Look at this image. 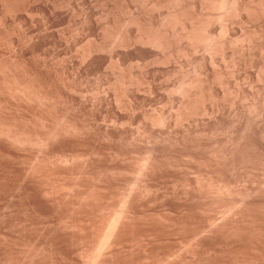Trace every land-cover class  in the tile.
Wrapping results in <instances>:
<instances>
[{"label":"bare ground","instance_id":"1","mask_svg":"<svg viewBox=\"0 0 264 264\" xmlns=\"http://www.w3.org/2000/svg\"><path fill=\"white\" fill-rule=\"evenodd\" d=\"M98 8L100 11L97 10ZM63 25L71 27V30H74L72 26H75L77 28L76 34L72 33V37L66 39L67 37L65 38V36L67 32L65 31L66 28H64L66 26L62 28L61 26ZM57 27H59V29L61 27V30L64 29V33L66 32L64 34L65 36L61 30L60 32L62 34L60 32L59 34L57 33L59 30ZM55 28L58 29L57 32L54 31ZM84 38L88 39V43L86 42L87 44L83 45L85 47L81 46L85 49L80 50L79 48L81 47L79 46L78 48L77 46L76 48H78V50H75L78 52L76 51L74 54L77 58L78 55L80 56V52L83 51L86 60L84 59V62H75V59L70 57L72 61L74 60V62H70L68 60L70 58L67 57V59L66 55L72 50L70 52L67 51L70 50L71 47L83 42ZM228 47H230L229 50H227ZM238 47H240V49H237ZM110 51L114 53L112 54L117 62V65L114 63V66L109 64L110 70L111 66H116V68L112 70H116L117 73L113 71L115 76H111V78L113 77L115 80L114 83H116L114 85L111 82V84L116 86L117 93L113 87L114 94L112 96L110 95V97L108 93L107 97V92L106 94L104 93V91H106L105 88L103 87V90L100 88L107 97H104L106 98L105 101H103L104 95H102L101 97L103 99L101 103L98 101L101 99L100 97L98 100L96 99L98 101L96 102L99 104L95 105L96 102L94 100L93 105L95 106H92V104L88 105V93H86L87 96L84 95L83 90L82 97H86V102L80 96L82 93L80 94L79 92L84 79L89 76V71H87V69L93 67L95 70L100 71V75L98 74L99 76L103 75L102 73L106 71L103 70V68L108 59L106 56L107 59L105 60L104 53L109 52L110 54L108 55L112 56ZM200 52H202V54H199ZM77 53L79 54L77 55ZM81 55L83 56L82 53ZM219 55L226 61H228V58L230 59L228 63H231L234 72L239 66L240 70L244 69V79L242 80L244 86L245 83H247L246 80H249V82L252 80L254 81L252 84L258 86V88L254 87L257 88L256 92H254L253 90L255 89H252V84L249 83L251 86L250 90H252L250 92H254L250 93L254 96L252 98L250 97L252 95H249V91L246 93V90L249 88L248 86L243 87L246 90H240L239 84H236L240 91L249 95L250 99L247 95H245V99H247L246 97H248L250 101L253 99V101H251L252 104L247 99L246 102L251 104H249V107L245 105L247 103L244 104L245 99H241L242 94L240 91L238 92L236 90L240 96L238 99H241L239 101L240 104L237 106V102H229V105L232 104L231 110L226 112V110L230 108L227 106L225 107L228 109H224V102L229 99L227 97L229 95L228 89H230L228 84L232 83L231 79L236 77L235 75L237 72L236 74L233 73L234 76L231 73L233 78L230 77L228 74L230 71L232 72V70L228 63V65L225 63L222 67L225 66V69H227L228 67L226 68V66H229L230 69L228 70L230 71L227 72L226 70L225 74L220 72L223 70L221 65H216L222 62V60L218 62L220 60L217 59ZM84 57H82V60ZM114 57H112V61ZM175 57L182 58L183 61L184 59H186V61L190 59L189 61L194 64V67L192 65L193 74L191 75V68H189L190 72L189 70L188 72L190 74L186 72L189 76L186 79L184 78L185 80H182L183 82L175 76L176 74H174L173 71L175 76H173L174 79H178L181 82V85L178 84V87L174 89L176 92L172 89L177 85H173V88L170 87L171 91H167V88L164 89L165 91L162 90L163 94L166 91L172 96H177L176 94H178V97L171 96L174 102L178 103H176L178 106L174 104L177 107L176 113L173 114L175 119L171 120L173 119L171 118L173 115L170 114H168L167 117H164L166 116L164 114V116H160V112L162 110L165 112L167 107L170 106V104L167 106L166 103V105H164L165 101L163 104L160 103V105H162L161 108L164 106L167 107L166 109L165 107L164 109H160L159 107V113L156 112L158 111L157 109L155 110L156 107H150L154 108L156 114L159 116L154 114L155 112L153 113L154 115L151 114L152 116L144 115V112L142 113L144 115L142 117L143 124L148 131L150 130L149 133L152 134L148 136L146 130L145 133H147L146 138H148V141H150L149 139H163L164 142L168 143L170 139H175V141L172 142L171 140V144L169 143L166 146H159L160 142H158V140H156V143H159L158 145L150 141V143L153 144L151 147L150 145L144 146V142L143 146L146 147L145 149L147 151L144 149L143 151L145 152L141 155L138 152L139 148L142 149V147H140V140L138 141L139 144L136 141L144 134V131H139L140 129L137 130L138 126L136 125L137 129L135 128V130L137 132L139 131L140 136L138 134L139 137L136 136L137 138L133 136L131 130H134V128H132L134 125L131 127L130 122L135 121L136 118L134 114L136 112H134V114L132 113L133 115L127 114V112L124 113L122 110L123 106L129 107L132 101L137 102V98H140L138 97V91L136 92V87L140 85V80L142 81L144 78L143 76L141 79L139 75L142 76L145 70H149L147 67L150 66H147V61L148 65L152 63L151 61H153V64L159 62V67L162 68L161 64L172 61L173 58L175 60ZM216 59L218 61L215 64L214 61ZM224 59L223 63L226 62ZM138 61L140 63H138ZM177 61L181 62L180 65L183 63L180 59ZM85 62H87L85 65V67L88 66L87 69L81 67V64ZM143 62H146V64L144 65ZM110 63L113 64L112 62ZM176 63L178 64V62ZM185 63L182 65L186 67L187 64ZM171 64H169L170 67L172 66ZM188 64L190 65V62ZM236 64L239 66L236 67ZM109 65L106 66L109 67ZM132 65H137L136 67H142V65H144L143 71H141L143 73L140 72L141 69L138 71L137 69H133V67L131 68ZM108 67H106L107 70L109 69ZM151 67L150 69L152 70ZM153 67L156 68V66ZM250 67L252 70L249 69ZM182 69V71H186L185 68ZM178 70H180V67ZM240 70L238 80L240 76H242ZM108 71L106 72L109 73ZM162 71L164 72V70ZM155 72H158V70L152 73L155 74ZM178 73L181 72L178 71ZM186 73L185 76H187ZM169 74L172 75L170 72ZM104 75L102 77H109L111 74ZM95 76L92 75V77ZM138 76L140 78H138ZM162 76H164V79L167 78L164 74ZM168 77L171 78V76ZM156 78V74L154 76L151 73V80L147 77L150 84L151 82L153 83ZM172 78L170 82L173 81ZM89 79L86 81L93 85L92 81H89ZM91 79L97 81L96 79ZM108 79L109 78L106 80ZM168 79L169 78L166 80L168 81ZM103 81L101 80L102 84L105 85L104 83L107 81H104V83ZM101 82L97 83L101 84ZM159 82L163 83L162 80ZM111 84L109 86H111ZM165 84L169 83L165 82ZM87 85L89 86L88 83ZM87 85L85 87H87ZM142 85H144L143 82L140 86ZM145 85L149 87V96L154 95L151 91L153 89L151 88L152 86L150 87L149 83ZM99 86L100 85H96L97 88ZM109 86H107L106 89ZM140 86L138 90L142 89ZM240 86L242 87V85ZM144 87L145 88L142 89L143 91L146 90V86ZM233 87H231L229 91L234 94L233 96L235 99H231L236 101L238 100L236 98L238 93L232 91ZM160 88L158 90H160ZM84 89H88V87ZM113 89H109L108 92L111 90L113 91ZM148 90L146 91L148 92ZM96 93L95 91L93 94ZM139 93H141V91ZM157 93H155V97ZM93 94L90 93L88 97H90V95L92 97ZM98 94L99 92L97 95ZM235 94H237L236 97ZM97 95H95L96 98L98 97ZM126 96H129L130 100L127 98L129 101L132 100L131 103L128 100L126 101L129 102V105H123ZM146 96L145 98H147ZM169 97H167L168 102L171 99ZM151 98L146 100L153 101ZM163 99L162 96L161 100ZM242 100L244 101L242 105L244 104L247 107L244 105V107H242ZM140 101L142 100L140 99ZM155 101L156 99L153 102ZM91 102L93 101L91 100L90 103ZM174 102L172 101V103ZM144 103L146 104L147 101ZM151 103L152 102H150V104ZM148 106L147 109H149ZM172 106L173 105H171V107ZM174 107L172 108L174 109ZM134 108L133 110L135 111ZM147 109H145V112ZM136 110L137 113L140 112L137 107ZM171 111L169 113H171ZM127 121H130L128 122L130 125L127 124ZM142 121H140L141 124L138 123L139 126L142 125ZM128 126H130L131 129H129L130 127ZM144 126L141 127L144 128ZM136 131L134 132L136 133ZM141 132H143L142 135ZM72 139H75L76 146L73 145V147H70L72 146L70 145L68 147L64 144V141H73ZM88 139L93 140L92 144L94 145V150L91 153L89 152L90 154L85 157L87 152L85 149L88 147L85 148L83 144L85 142L87 143ZM165 139L169 140L165 141ZM234 139L238 140L235 141ZM247 139L254 141L250 142ZM90 141H88V144H90ZM253 142L258 144L259 147H264V0H0V201H6L7 205L11 206V212H9V214L3 211L6 215L8 214V220L5 218L6 220L0 224V264H135L136 258L139 262V259L142 258L143 260L145 258L150 259V257H157V255L160 257L162 253L164 254L168 246H172L170 245L171 242L173 241L174 243L173 234L180 235L181 237L182 235L185 236L184 234L197 235L196 237L200 235L203 228H205V226L202 227V222L205 223L206 221L204 219L205 221L201 222L204 217L203 211L207 208L204 204H208L210 207L214 206V204L217 206L224 197L229 195H231V199L236 197L232 196L235 191L230 194L231 190L237 189H230L231 186L234 185V181H232L233 183L229 182L232 184L230 186L227 185V182L226 185L222 183L225 181L224 179L221 181L220 178H217V180L221 181L222 185L220 182L217 183L216 176L218 177L220 174L217 175L216 172L214 176L213 173L216 169H214V167L219 163L223 164L222 162H225V160L226 163L230 162L231 160L229 158L232 157L239 147L247 149V145H249V143L252 145L251 143ZM114 143H118L119 145L126 143V147H124L123 144V146L120 145L125 151L111 152V150L115 151V148H117L116 146L113 149ZM243 144L246 145L245 148ZM250 145L248 148L253 153L255 151L257 153L260 152V150L257 151L258 149L262 150V148L257 149V146L254 145L251 146H254V149H252ZM111 146L112 149H110ZM189 147L195 150L189 151ZM255 148L257 150H255ZM243 149L242 151H246ZM240 151L241 150L238 152ZM238 152L236 151V153ZM248 152L249 151L244 153V155L248 154L245 156L247 157L245 159L248 161L247 163H249V165L252 164L251 162L256 161L255 163H257L258 156L255 157L254 161L252 160V156L254 154L257 155V153L253 155L251 153V156ZM138 153L142 157H140ZM200 153L203 154V156H201ZM242 154L239 156L242 157ZM260 154L262 156L261 158H263L264 153L260 152ZM198 155L203 157L204 160L199 161L200 164L189 159L190 157L195 159V156L197 159ZM236 155L237 154L233 156ZM186 157L189 158L187 159ZM241 157L238 159L245 158L244 156ZM199 158L197 160H199ZM248 158L252 161L249 162V160H247ZM235 159L239 162L237 157H235L234 159L232 158L234 163H236ZM246 161L244 163H246ZM263 161L262 163H264ZM244 163L242 162L241 164ZM247 163V166L244 164L246 167H248ZM221 164L218 166H221ZM231 164L226 166L229 167ZM238 164H240V162ZM241 164V169L245 168L244 165ZM252 165L257 168L255 164ZM262 165L261 166L264 167V164ZM192 168H197L198 170H196L198 172L196 170H191L194 171V173H190V169ZM238 168L237 170H239V172L234 170L240 173V168ZM249 168L250 166L247 168L249 175L254 177V173L258 172V170L256 171L254 168V171L252 170L253 174H250L251 170ZM223 169L221 171H223ZM227 169L225 168L224 171ZM215 171L219 172L220 170L216 169ZM235 171L232 175H234ZM244 171L245 173L247 172L246 169H244L243 171L241 170V174H243ZM195 172L198 173V176L196 173L197 177L195 179H190L191 177L188 179L187 175H195ZM261 173L264 178V173ZM223 176L221 177L227 178L225 177L226 174L224 177ZM244 176L246 175L244 174ZM177 178H180L182 181L179 180L182 183H180ZM246 178L247 177H245V180ZM162 179H165V181L160 182L159 185L155 184V182L158 183V181ZM229 179L230 178L227 180ZM176 180L181 184V189H179L180 187L177 188L179 183L176 184ZM248 181H250V179ZM257 181L256 179V183ZM41 183H43L42 186ZM239 183L240 181L238 184ZM247 183L246 185L248 187L245 185V187H242L246 188L245 190L249 188L250 183ZM260 184L262 185L261 182ZM253 185L254 188H256L258 183L257 185ZM237 186L239 187V185ZM254 188L252 187L250 189L253 190ZM228 189H230V191ZM159 190L162 191V193H160ZM261 190H263V188H261ZM257 191L254 190V192ZM259 192H257V195L260 196V189ZM262 192L264 194V191ZM240 193L241 195L243 194L242 189ZM38 195L43 197V201L47 202L49 210L38 211V214L35 215L36 217L33 215L36 211L33 212L32 215L34 218L31 217L32 219H28V216L26 218L24 214V217L19 215L17 207L21 206L19 205L21 197L28 196L30 199L34 201L36 199L37 201ZM239 195L238 193V196ZM243 195L246 194L244 193ZM247 195H249V193ZM250 198L251 196L247 199L249 200ZM252 198L253 201L251 199V201L247 203L254 202V197ZM114 199L119 202L120 210L110 214L112 216H109V212L106 213L105 209L109 208L110 211V207L113 204L111 202H114ZM145 200L153 203L154 209L157 205L159 208L168 211L169 213H167L169 216L167 215V217L161 218V215L160 218H149L144 214L147 211L146 208H144L146 211L142 210L143 208L139 209L138 203H143V201L145 203ZM224 200H226V198H224ZM235 201L236 199L234 200L233 206L235 205L236 207ZM256 201L258 202V199ZM239 202H237V204ZM244 203L245 201H243V205L247 204ZM261 203L264 205V202ZM258 204L260 203H257L256 206ZM229 205L231 206L232 204ZM24 206H22V208ZM41 206L43 207V205ZM240 206L241 205H239V207ZM253 206L250 205L249 207L252 208ZM217 207L215 208L218 210L221 209L219 208L220 205L218 208ZM243 207L244 206H242V208ZM223 208L224 206H222V209ZM225 208L228 210L229 207L225 205ZM232 208L230 207L232 213L242 209L235 208L236 210H232ZM26 209L28 210L27 207ZM208 209L210 210L208 217L213 218L214 216H211L210 213L215 209ZM250 209L247 212L248 214L246 213L245 215V213L243 214L241 212V215L247 216L252 222L258 221V218L261 220L264 218V210L259 209L253 212ZM251 211L253 213H251ZM0 212L2 211L0 210ZM153 212H155V210ZM58 214L61 215L58 216ZM234 214L235 213H233V215ZM4 217L6 216H3V218ZM155 217L158 216L156 215ZM214 218L212 219L213 221H215ZM215 219L218 220V218ZM235 219H237V217ZM208 220L206 222H208ZM79 222H83L85 225H79ZM216 224L211 227L215 228L214 226L217 225L220 227L219 224ZM240 224L237 225L239 226ZM228 225L222 227L228 231V229L225 228ZM237 225L235 224V226ZM222 227L217 230L223 229ZM212 228H210L211 231L210 229L206 231L205 228L206 234L210 231L212 236L216 235L215 229ZM256 229L257 228H255V230ZM259 229L261 230L260 227ZM238 230L239 229H235L236 232L232 231L237 234ZM223 232L220 230V234ZM206 234L204 233V235ZM262 234L264 235V233ZM206 236L209 237V235ZM203 237L199 236L198 239L200 240L196 238L198 242H196V240L195 242L193 241V246L196 244L197 246L195 245V247L198 248L199 243H201L199 241H201ZM179 238L176 240H179ZM184 238H182V240H184ZM142 239L143 241L144 239L147 240L145 243L139 244L134 241L138 240V242H141ZM208 239H211L210 241L214 240L212 237ZM160 240L161 246L158 244ZM229 241L233 240L229 239L227 242ZM258 241L261 240L259 239ZM224 242L225 241H223V243ZM178 245L180 246V244ZM206 245L204 244V246ZM254 245L256 246V244ZM210 246L211 245H209V247ZM232 246L234 245L232 244ZM217 248L221 247L217 246ZM222 248L225 250V247L222 246ZM229 249L231 250L232 248L227 246V250ZM234 249L235 248H233V250ZM171 250L174 252L173 249ZM183 250L181 252L186 254ZM190 250H193V248H190ZM194 250L196 251V249ZM201 250L198 249L200 253H202ZM195 251L191 258L197 263L201 258L199 257V253ZM212 251L210 250L211 253ZM215 252L217 251L215 250ZM184 253L177 256L176 264H189L190 261H187L188 263L185 262L186 256H184ZM191 253L187 252L189 257ZM215 254L217 256V253ZM229 254L230 253L227 255ZM231 254L233 255L232 252ZM204 255L202 256L204 257L202 262L207 259ZM211 256L213 259L214 254ZM208 260L206 261L208 262ZM214 260L215 259H213V261ZM223 260L224 259L219 262ZM144 261L141 262L145 264L146 262ZM202 262L200 261V263ZM138 264H140V262ZM215 264H217V261H215Z\"/></svg>","mask_w":264,"mask_h":264},{"label":"rangeland","instance_id":"2","mask_svg":"<svg viewBox=\"0 0 264 264\" xmlns=\"http://www.w3.org/2000/svg\"><path fill=\"white\" fill-rule=\"evenodd\" d=\"M97 10L100 11L99 8H98ZM64 26H66V25H63V26H61V27L63 28ZM61 27H60V29H59V27H57L59 30H58L57 28H55L54 31L57 32V30H58L57 33L59 34V32H60V30H61ZM64 28H66L65 31L67 32V35H66V36L64 35V34L66 33V32L64 33V31H63L64 29L61 30V32L63 33V35L65 36V38L67 37L66 39H68V37H69V39H70V37H72L71 34H72V33L74 34L75 32H77V31H76L77 28H76L75 26H72V28H74V30H71V27H67V26L64 27ZM75 28H76V29H75ZM67 29H68V30H67ZM71 31H73V32H71ZM61 32H60V33H61ZM68 32H69V33H68ZM62 33H61V34H62ZM68 34H69V35H68ZM75 34H76V33H75ZM73 36H74V35H73ZM84 40H85V41H84ZM84 40H83V42H80V44H79V43H76V44H79V45H76V46L71 47L70 50H68L67 52H70V51L72 50L71 52L74 54V53L78 50L79 46L81 47V46H83V45H85V44L88 43V41H87L88 39L84 38ZM86 42H87V43H86ZM83 43H84V44H83ZM77 46H78V48H76ZM83 47H85V46H83ZM83 47H81V48H79V49H80V50H82V49L84 50L85 48H83ZM243 48H246V47H243ZM73 49H74V51H73ZM75 49H77V50H75ZM229 49H230V47H228L227 50H229ZM233 49H234V48H233ZM237 49H240V47H238ZM80 50H79V52H80ZM236 51H237V50H236ZM71 52L68 53V55H66V58H67V57H68V58L71 57L72 59H75V62H78V61H79V62H81V61L84 62L85 57H84V53H83V51L80 52V56L78 55L79 53H77V55L80 57V60H79V57H78V56H77V58H78V59H77V58L75 57L76 55H75V54L73 55ZM77 52H78V51H77ZM110 52H111V54L113 53L112 51H110ZM81 53L83 54V56L81 55ZM105 54H106V55H105ZM108 54H110V53H109V52H108V53L106 52V53H104V56H105V57L103 56V57L105 58V60L107 59V57H108V59H109V60H108V59L106 60V65H109V64H110V65H113V66H114V63L117 65L116 58H115L114 55H113L114 53L112 54V56H111V55L109 56ZM199 54H202V52H200ZM71 55H73V56H71ZM106 56H107V57H106ZM74 57H75V58H74ZM82 57H84L83 60H82ZM109 57H111V58H109ZM112 57H114V58H113V61L111 60ZM228 57H229V56H228ZM68 58H67V59H68ZM71 58L68 59V60H69L70 62H74V60L72 61ZM175 58H176L175 60H176V62H178V64L175 62V60H174V58H173L174 61H173V60H172V61H168V62H171V63H173V64L166 62V63H168V64L163 63V64H164V65H163V64H161V63H162V62H161L160 64L162 65V68L159 67V66H160V65H159V62H158V63L156 62L157 64L154 63V64H155V65H154V64H153V61H151L152 63H151V64L149 63L150 65H148V61H147V66H150V67L152 66L151 68H152L153 71L150 69V67H147V68H149V70H147V71L145 70V71H144V74H143L142 76L139 75V76L141 77V79H142L143 76H144L143 80H142V81L140 80V82H141L140 85L142 84V82L144 83V85H142L143 87L140 86V85H138V86L136 87V88H137L136 92L138 91V92H137V93H138V97H140V98H137V100H136L138 103H137V102H134V101H132V100H131V101H132V103H131V101H129V100H130L129 96H128V97L126 96V100H125V103H124L123 105H126V104L129 105V102H130L133 106H132L131 104H130L131 107H130V105H129V107H128V106H123V105H122V106H123V109H122V110L124 111V113L127 112V114H131V115H133L134 112L137 113L136 107H137V109L140 110V112L138 111L139 113H137V114L135 113V114H134V115H135V118H136L135 121H134V122H132V121H131V122H130V121H127V124L130 125V124L128 123V122H130V123H131V127H132V125H134V126L132 127V128H134V130L132 129L133 131L131 130V132H133V136H135V137H136V136H137V137L140 136L139 131H144L145 137H144L143 132H141V135L143 134V135H142L143 137L141 136L140 138L137 139V141L135 140L137 143H138V141L140 140V145H141L140 147H142V149L139 148L138 152H139L141 155H142V153L144 154V152L147 151V150L145 149L146 147H144V146H149V145H150V147H151V145H153V144H157V145H158V144H159L158 142H160V145H159V146H166V145L169 144V143L171 144V142H170L171 140H172V142L175 141V139H170V141H169V143H168V142H164L163 139H149L151 142H154L153 144L150 143V141H148V138H146V137H147V136H146L147 133H148V136L151 134V133H149L150 130H149V131L147 130V128L144 126L143 121H142V117H143L144 115L152 116V115L156 114V112L159 113V110H158L159 107H160V109H164V107H165V109H166V107H167L169 104H170V106L167 107V109L165 110V112H163V110L161 111V112H162V115H161V112H160V116H164V115H166V116H164V117H167L168 114L173 115V114L176 113V111H177V107H176L174 104H176L177 102L175 103V102H174V99L172 98V97H174L175 95L172 96V95L169 93V94H170V97H169V94H168L167 91H169V90L171 91V88H173V87H172L173 85H175V86L177 85V86H176L175 88H173L172 90L176 89V88L178 87V84L181 85V82H183L186 78H188V76H189V74H190V73H189L190 70H191V75H192V74H193V72H192V71H193L192 65H193V67H194V64H193L191 61H189L190 59L188 60V61L190 62V65H189V64H188L189 62L186 61V59H184V61H183L182 58H177V57H175ZM225 58H227V57H225ZM76 59H77V60H76ZM179 59H180L183 63L186 62L185 64H187L188 66H190V67H188V66L186 65V67H185V65H184V66L182 65L183 63L181 64V65H182V68H185L186 71H182L183 69L181 68V65H180L181 62H180V61H177V60H179ZM217 59H220V60L218 61ZM217 59L215 60L216 62L214 61L215 64L217 63V61L220 62V61L222 60L221 64H219V63L216 64V65H218V66L221 65V68H222L223 70L221 69L222 71H220V69H219L220 72H222L223 74H225V73H226V70H227V72L230 71V70H228V69H230V67H231V63H230V64L228 63V61L230 60L229 58H228V61H226L224 58H221V55H219ZM223 59H224L226 62L223 63ZM85 60H86V59H85ZM110 62H112L113 64H111ZM149 62H150V61H149ZM174 62H175V63H174ZM187 62H188V63H187ZM230 62H231V61H230ZM86 63H87V62L82 63V64H81L82 66H81V65H80V66H81L83 69H87L88 66L85 67ZM107 63H108V64H107ZM134 63H135V62H134ZM138 63H140V62L138 61ZM191 63H192V64H191ZM225 63H226V64L228 63L230 67H229V66H226V68L228 67L227 69H225V66L222 67ZM143 64L145 65L146 62H145V63L143 62ZM165 64H166V68H165ZM169 64L172 65V66H171L172 69H173V67H174L173 70L171 69V67H170ZM175 64H176V65H175ZM228 64H227V65H228ZM106 65H105V67L103 68V70H106V71L109 70V71H108L109 73H107L106 71H104V73H105V75H107V74H108V75L111 74V75H109V77L106 76V77L109 78L110 80L112 79L111 81H110L109 79H108L109 81L106 80V79H107L106 77H102V76L104 75V73H102L103 75L99 76V75H100V71L95 70L93 67H89V68L87 69V71H89L90 74L88 73L89 76H87V78L84 79L83 84H81L82 86L80 87L81 89H80L79 92H80V94H81V93H82V94H81V95L79 94V95L82 97V95H83V90H84V95H86V93H88V94H87L88 96H89L90 93L93 94L95 91H96L97 93L99 92V94H100V96H99V94L97 95V93H96V94H93V95H92V97L94 96L93 99H92L91 95H90L91 98L88 97V96L86 95V96H87V101H89V102H88L89 104L87 103L88 105H91V104H92V106H95V105L101 103V100H102L104 97H106V96L108 97V93H109V96H110V95L112 96V95L114 94V93H113V92H114L113 87H114V88L116 87V86H114L116 82L114 83L115 80H114L113 77L111 78V76H115V73H113V71H115V72L117 73L116 70H112V69L116 68V66H115V67L111 66V70H110V65H109V67L106 66ZM139 65H140V64H139ZM144 65H142V67H141V66H138L139 68L136 67L137 65H134V66L132 65L131 68L133 67V69H135V70L137 69L138 71L141 69V70H140V72H141V71H143L142 69L144 68V67H143ZM157 65H158V66H157ZM167 65H168V67H167ZM174 65L177 67V69H176V67H175ZM177 65H178V66H177ZM216 65H215V66H216ZM83 66H84V67H83ZM153 66H156V68H154ZM218 66H217V67H218ZM235 66L238 67L239 65L236 64ZM106 67H108L109 69L107 70ZM140 67H141V68H140ZM158 67H159V68H158ZM163 67H164V68H163ZM179 67H180V70H178ZM239 67H240V66H239ZM239 67L236 69L235 72H234V70H232V69H234V68L231 67L232 72L230 71V73L228 74L230 77H232V75L234 76V74H236V72H237V74L235 75L236 77H234V79H231L232 83H231V84H228V87H229L230 89H228V94H229V95L227 94V95H228L227 97L230 99V101H229V99H228V101L224 102V109H225V110L228 109L227 107H230V108H229V110H226V112H228V111L231 110V105H232V104L229 105L231 102H232V103H233V102H235V103L237 102L236 105L238 106V104H240L239 101H240L241 99H245V98H244L245 95H247V96L249 97V95H252V94H250V93H254V92H256V89L258 88V86L252 84V83L254 82V81H252V80H251L250 82H249V80H246L247 83H245V86H244V83H243V81H242V80L244 79V76H243V74H244V69H243V70H242V69L240 70ZM90 68H91V69H90ZM124 68H125V67H124ZM168 68H169V69H168ZM189 68H191V69L189 70ZM219 68H220V67H219ZM145 69H146V68H145ZM154 69H155V70H154ZM156 69H157L158 72H160V73L155 72L157 78H156L154 81L152 80L153 83L151 82V84H152V85H151L150 82H148V79H150V73H151L152 75L155 76V74H153L152 72L157 71ZM159 69H161V70H159ZM166 69H167V70H166ZM249 69L252 70L251 67H250ZM90 70H91V71H90ZM103 70H102V71H103ZM131 70H132V69H131ZM150 70H151V71H150ZM162 70H164V72H163ZM170 70H171L172 72H171ZM188 70H189V72H188ZM237 70H238V71H237ZM239 70H240L241 75H242V76H240V79H241V80L239 79L240 81L238 80L239 75H240V74H239ZM253 70H254V68H253ZM96 71H97L98 73H97ZM102 71H101V72H102ZM111 71H112V72H111ZM148 71H149V72H148ZM168 71H169L170 73H172V75L169 74ZM173 71H174V74H176L175 76H176L179 80L181 79V80H180L181 82H180L178 79H174L175 76H174V74H173ZM175 71H176V72H175ZM178 71L181 72V73H178ZM223 71H225V72H223ZM254 71H255V70H254ZM91 72H92V73H91ZM165 72H166L167 74H166ZM186 72H188L189 74H187ZM106 73H107V74H106ZM112 73H113V74H112ZM141 73H143V72H141ZM182 73H183L184 75H183ZM185 73H186L187 76H185ZM231 73H232V75H231ZM233 73H234V74H233ZM95 74H96V76H95ZM98 74H99V75H98ZM146 74H147V76H146ZM148 74H149V75H148ZM159 74H161V75H159ZM163 74H164L167 78H169L168 81L166 80L167 78L164 79V76H162ZM168 74H169V75H168ZM92 75H94L95 77H92ZM105 75H104V76H105ZM179 75H180V78H179ZM191 75H190V76H191ZM90 76H91V77H90ZM98 76H99V77H98ZM136 76H137V74H136ZM139 76H138V78H140ZM158 76H159V77H158ZM168 76H171V78L174 76V77L172 78V80H173V81L175 80V81H174V82H173V81L170 82V79H171V78L168 77ZM237 76H238V77H237ZM88 77H89L90 79H89ZM96 77H97V78H96ZM147 77H148V79H147ZM181 77H182V78H181ZM242 77H243V78H242ZM91 78L96 79L97 81H95V80L93 81ZM98 78H100V79L102 78V79H101L102 81H103V80H104V81H107L106 83H107L108 85H107L106 83H104V81H103V83H104L105 85H103L102 82H101V80L98 79ZM104 78H105V79H104ZM160 78H161V79H160ZM162 78H163V79H162ZM184 78H185V79H184ZM232 78H233V77H232ZM236 78H237V79H236ZM88 79H89V81H92V84H93V85H91L90 82H87V81H86V80H88ZM146 79H147V80H146ZM98 80H100V81H98ZM145 80H146V81H145ZM150 80H151V79H150ZM150 80H149V81H150ZM157 80H158V81H157ZM161 80L163 81L164 85H163V83H160V82H159V81H161ZM177 80H178V81H177ZM182 80H183V81H182ZM233 80H235V81H233ZM236 80H237V81H236ZM244 81H245V80H244ZM95 82H96V83H95ZM97 82H99V83L101 82V84H99V83H97ZM108 82H109L110 84H111V82H112L114 85L111 84V86H109L110 84H109ZM145 82H148L149 85H150V87L152 86L151 88H153V89H152L151 91H152V93H153L154 95H150V96H149V94H148V93H150V91L148 90L149 87H147V85H145V84H148V83H145ZM154 82H155V83H154ZM156 82H157V83H156ZM165 82H166V83H169V84L171 83V84H170L171 86H170L169 84H165ZM235 82H237V83H235ZM87 83L89 84V86L87 85ZM94 83H95L97 86H98V85H100V86L103 85V86H101V87L99 86V87L97 88L96 85H95ZM242 83H243V84H242ZM249 83L252 84V87L250 86ZM156 84H157V85H156ZM232 84L234 85V87H233ZM236 84H237V85L239 84L238 86H239L240 88H239V87H238V88H239L240 90H241V89H242V90H246V89L243 88V87L248 86L249 88L247 87L248 89L246 90V93H248L247 91H249V95L246 94V93H244L243 91H240V90L237 88V85H236ZM246 84H247V85H246ZM254 84H257V83H254ZM83 85H84V86H83ZM86 85H87L89 91H88V89H84V88H87V87H85ZM112 85H113V86H112ZM149 85H148V86H149ZM159 85L161 86V88H160ZM229 85H230L231 87L234 88V90H233V88H232V91H234V93L236 92V90H237L238 92L240 91V93L242 94V95L240 94L241 97H242L241 99H238V98H240V96H239V93L236 92V93H238V96H237V94H235V97L237 96L236 98H237L238 100L234 101V99H235L234 96H233L234 94H232L233 92L230 93L231 91H229V90H231V87H230ZM235 85H236V88H235ZM240 85H242V87H241ZM107 86L110 87V88L108 87L109 89H113V91L111 90L110 92H108L109 89H108V88L106 89ZM139 86H140V88H142V89L145 88L144 86H146V90H148V92H147L145 89H144L145 91H143L142 89H141V90H138ZM158 86H159V87H158ZM164 86H165V87H164ZM83 87H84V88H83ZM92 87H93V88H92ZM103 87H104L105 90H106V91H104V93L106 94V92H107V95H106V96L103 94V91H102V90H103ZM162 87H163V88H162ZM170 87H171V88H170ZM250 87H251L252 89H253L254 87H257V88H254V89H255V90H253L254 92H250V91H252V90H250V89H251ZM91 88H92V89H91ZM100 88H101L102 90H101ZM159 88H160V90H158ZM165 88H167V89H166L167 91L164 92V94H163V91H165V90H164ZM169 88H170V89H169ZM93 89H94L95 91H94ZM99 89H100L101 92L99 91ZM116 89H117V88H115V92L117 91ZM154 89H155V90H154ZM162 90H163V91H162ZM81 91H82V92H81ZM92 91H93V92H92ZM140 91H141V93H139ZM154 91H155V92H154ZM158 91H160V92H158ZM174 91H175V90H174ZM174 91H172V92H174ZM144 92H145V93H144ZM146 92H147V94H146ZM157 92H158L159 94H158ZM175 92H176V91H175ZM110 93H111V94H110ZM116 93H117V92H116ZM142 93H144V94H142ZM152 93H151V94H152ZM155 93H157V96H156V97H157L158 99L155 97V95H156ZM166 93H167V94H166ZM243 93H244V95H243ZM139 94H140V95H139ZM141 94H142V95H141ZM160 94H161V95H160ZM162 94H163V95H162ZM165 94H166V95H165ZM173 94H174V93H173ZM175 94H176V93H175ZM230 94H232V95H230ZM95 95H97L98 97L96 98ZM102 95H104L103 98L101 97ZM144 95H145V96L147 95V96H146L147 98H145ZM176 95H177V96H175V97H178V94H176ZM111 96H110V97H111ZM162 96H163V98H164L163 100H161ZM171 96H172V97H171ZM100 97H101V99L98 100V98H100ZM107 97H106V98H107ZM151 97H155V98H151ZM160 97H161V98H160ZM167 97L171 98V99H170L171 102H170V101L168 102V98H167ZM248 97H246V98L248 99ZM250 97L253 98L254 96L252 95V96H250ZM250 97H249V99H250ZM82 98H83V100L86 99V97L84 98V96H83ZM88 98H89V100H88ZM106 98H104L103 101H105ZM127 98H128L129 100H128ZM144 98H145V99H144ZM148 98H151V100H153V101L156 99V101L153 102V101L146 100V99H148ZM165 98H167V99H165ZM231 98H234V99L232 100ZM96 99L99 101V103H97L98 101H97ZM140 99H141L142 101H140ZM247 99H245V102L242 100V101H241V105H242V102H244V104L247 103V102H246ZM249 99H248V101H250ZM91 100H92L93 102L90 103ZM94 100H95V102L97 101L95 105H93ZM127 100H128L129 102H126ZM138 100H139V101H138ZM231 100H232V101H231ZM85 101H86V100H85ZM87 101H86V102H87ZM146 101H147V103L145 104L144 102H146ZM148 101H149V102H148ZM158 101H159V102H158ZM164 101H165V102H164ZM172 101H173L174 103H172ZM251 101H253V99H252ZM251 101H250V103L252 104ZM133 102H134V104H133ZM142 102H143V103H142ZM150 102H152L153 104H152V103L150 104ZM163 102H164V105L167 104V106H164V107L161 108L162 105H160V103L163 104ZM227 102H228V104H227ZM229 102H230V103H229ZM238 102H239V103H238ZM135 103H136V105H135ZM139 103H140V104H139ZM148 103H149V104H148ZM154 103H156V104L159 105V106H157V105L154 104ZM158 103H159V104H158ZM165 103H166V104H165ZM250 103L248 102V103L245 104V105H248V107H249V104H250ZM141 104H142L143 107L141 106ZM143 104H144V105H143ZM177 104H178V103H177ZM177 104H176V105H177ZM225 104H227V105H225ZM244 104H243V105H244ZM251 104H250V105H251ZM137 105L139 106V108H138ZM148 105H152V106H148ZM153 105H154V106H153ZM171 105H173L172 107L175 106L174 109L171 107ZM243 105H242V107L245 106V105H244V106H243ZM147 106L149 107L150 110L147 109ZM177 106H178V105H177ZM225 106H227V107H225ZM127 107H128V109H127ZM132 107H133V108L135 107V108H134L135 111L133 110ZM140 107H141V108H140ZM144 107H146V108H144ZM150 107H156L155 110L157 109L158 111L155 112L154 108H150ZM170 107L172 108V111H171V108H170ZM245 107H247V106H245ZM236 108H237V107H236ZM124 109H125V110H124ZM142 109H143V111H142ZM145 109H147L146 112H145ZM126 110H127V111H126ZM128 110L130 111V113H129ZM148 110H149V111H148ZM153 110H154V111H153ZM169 110L171 111V113H169V112H170ZM123 111H121V112H123ZM141 111H142V112H141ZM143 112H144V113H143ZM148 112H150V113H148ZM154 112H155V113H154ZM172 112H174V113H172ZM132 113H133V114H132ZM140 113H141V114L143 113L144 115H143V114L141 115ZM145 113H147V114H145ZM153 113H154V114H153ZM166 113H167V114H166ZM139 114H140V116H139ZM151 114H152V115H151ZM163 114H164V115H163ZM156 115H158V114H156ZM170 115H169V116H170ZM137 116H138V117H137ZM149 116H146V117H149ZM158 116H159V115H158ZM133 117H134V116H133ZM170 117H171V116H170ZM170 117H168V118H170ZM171 118H173V119H171ZM171 118H170L171 120H174V119H175V116L173 115ZM138 119H139V121H138ZM203 119H205V118H203ZM206 119H207V118H206ZM136 121H137V122H136ZM140 121H142V125L139 126V124H141ZM135 122H136V124H135ZM203 122H204V121H203ZM205 122H206V121H205ZM133 123H134V124H133ZM138 123H139V124H138ZM136 125L138 126V129H137ZM141 126H144V128L141 127ZM128 127H130V126H128ZM131 127H130L129 129H131ZM135 128H136L137 130H139V129H140V130L137 132V131L135 130ZM156 128H157V127H156ZM143 129H144V130H143ZM169 129H170V128H169ZM146 130H147V133H145ZM157 130H159V129H157ZM170 130H171V129H170ZM134 131H136V133H135ZM134 133H135V135H134ZM131 134H132V133H131ZM137 134H138L139 136H138ZM151 135H152V134H151ZM151 135H150V136H151ZM137 137H136V138H137ZM152 137H153V136H152ZM70 140H71V139H70ZM70 140H69V142H68V140H66V141H67L68 143H70V144H68L66 141H64V144H66V146H68V147H69L70 145H72V146H70V147H73V145H75V143H76V142H75V139H74V140L72 139L73 141H70ZM90 140H91V139H88V140H87V143L85 142L86 144H85V143H84L85 145L83 144V146H84L85 148L88 147L87 149H85V150L87 151L85 157H87V156H88V155L94 150V145L92 144V143H93V140H91V141H90ZM133 140H134V139H133ZM142 140H143V143H142ZM156 140H158L157 143H156ZM168 140H169V139H168ZM168 140L165 139V141H168ZM217 140H218V139H217ZM220 140H221V139H220ZM234 140L236 141V140H238V139H234ZM247 140H248V139H247ZM88 141H90V144H88V143H89ZM222 141H223V139H222ZM248 141L251 142V141H254V140H248ZM248 141H247V143H248ZM73 142H74V143H73ZM144 142H145V144H144ZM147 142H149V143H147ZM161 142H163V143H161ZM245 142H246V141H245ZM255 142H256V141H255ZM60 143H63V142H60ZM146 143H147V144H146ZM165 143H166V144H165ZM67 144H68V145H67ZM122 144L124 145V147H126V143H125V144L122 143ZM122 144H120V145L123 146ZM138 144H139V143H138ZM143 144H144V146H143ZM245 144H246V143H245ZM245 144H243V145H244V146H243L244 148L246 147ZM251 144L254 145V144H256V143L253 142V143H251ZM90 145H91V147H90ZM113 145H114V146H113ZM113 145H112V146H113V149H114V147H116V146H117V148H115V151H114V150H111V152L113 151V153H115V152H122V151H125V149H124L123 147L121 148V146H120L118 143H117V144L114 143ZM118 145H119L120 147H119ZM249 145H250V143H249ZM249 145H247V147H246L247 149H243L242 147H241V148L239 147V149L237 148V149H238V150H236L237 152H238L239 150H241L240 152H238L239 154L236 153V151H235V153H234L233 155H235V154H237V155H236V156H233V155H232V157L229 158V159L232 161V158L234 159L235 157H237V160L240 162V164H241L242 162L244 163V162L246 161L245 159L247 158V157H245V156L248 155V154H247V155H244L245 152L247 153V151H249L248 153H250V155H251V153H252V155H253L254 153H257L256 151H255L254 153L251 152L250 149L248 148ZM252 145H250V148L254 149V146H257V149H258V148H262V150H261V149H258V150H257L256 148H255V150H257V151L260 150V152H263V153H264V147H263V146L259 147L258 144H256V145H254L253 147H251ZM75 146H76V145H75ZM75 146H74V147H75ZM112 146H111L110 149H112ZM92 147H93V148H92ZM91 148H92V149H91ZM190 148H192V147H189V148H188L189 151H191V150H195L194 148H193V149H190ZM88 149H89V150H88ZM120 149H122V150H120ZM144 149H145V151H143ZM242 149H243V150H246V151H242ZM248 149H249V150H248ZM252 151H253V150H252ZM89 152H90V153H89ZM260 152H258L259 154L257 153V155L254 154V155H255V156L253 155L254 158H253V156L251 155L253 161H254L255 157L258 156V158H257V159H258L257 163H255L256 161H255V162H251L252 160L250 159V158H251L250 155H249L250 158L247 159V160H249V162H251L252 164H255V166H257V164H258L259 161H260L261 164L259 163L258 166H257V168L254 167V165H252V164L249 165V163H247L248 161H246V163L248 164V167L250 166V168H249V169L251 170V171L249 170V171L251 172L250 174H253L252 172H253L254 170H256V171L258 170V172L254 173V177L251 175V176L253 177V180H252V177H251V176L249 175V173H248V170H247L248 167H246V166H247L246 163H244L246 166H245L244 164H241V165H244V167H245V168H242V169H241L240 164H238L239 162H237L236 159H235L236 163H234V160H233L232 162L230 161V162H227V163H226V160H225V162H222L223 164H221V163L218 164V165L221 164V166H218V165H217V166L214 167V169L216 168L217 170H220V171H219L220 173H219L218 171H215V170H216V169H215V170H214V173H213L214 176H215V173L217 172V173H216L217 175H218V174H220V175L222 174L221 176H223V175L225 176V174H226L225 177H227V178L225 179V178H222L220 175H218V177L216 176V180H217V178H218V179L220 178L221 181H223V179H224L225 181L222 182V183H223V184L225 183V185H226V182H227V185H230V186H231L232 184H230L229 182L233 183L232 181H234V183H233L234 185H232L231 188H230V187H228V188H230V189H232V188H233V189H234V188H237V189L231 190L232 192L230 191V189H228V190L230 191V194H232L233 191H235L234 193H236V194L233 193L232 196H233V197H234V196L237 197V198L234 197V198L236 199L237 202H239V200L241 199L240 202H239L238 204H237V202L235 201V203H236V207H235V205L233 206V204H234V200H235V199H234L233 197H232L233 199H231V197H230L231 195H229V196H227V197H224V198H226V200H224V198H222V199H223V200L221 199V202H222V203L219 202V204H217L218 207H219V205H220L219 208H221V209H222V206H224V208H223L222 210H221V209H219V210L216 209V208H215V207H217V206H215L216 204H214V206H211V207H210L208 204H204V205L207 206V208H206V206H205L206 210L203 211V212H204V217H205V218L203 217V219L201 220V222H202V221H205V220L207 221L208 219H209V220H208V222L205 221V223L202 222V224H203L202 227L205 226L206 229L203 228V230L201 231L200 235H198V237H196L197 235H194V236H193V234H184L185 236L182 235V237H181L180 235H177V234H176V235H177V236H176V235L173 234V240H174V243H173V241L171 242L170 245H172V246H168V247L165 249L164 254L162 253L163 255L161 254L160 257H159V255H157V257H153V258L150 257V259L145 258V259H144L145 261L143 260V258H142V259H139L140 264H143V263H142L143 261L146 262L145 264H176L177 256H179V254H181V253H182V254L184 253V252H181L183 249H184L183 251L186 252V254L184 253V254H185L184 256H186V257L188 256L187 258L185 257V259H186L185 262L188 263L187 261H190L189 264H215V261H217V264H223V263H224V264H234V263H235V264H264V237H263L264 235L262 234V233H264V223H263V222H264V218H263L262 220L258 218V219H257L258 221H256V222L259 223V224H257L255 221L252 222L250 219H248L247 216L245 217L246 213H247V212L249 211V209L251 208V207H249L250 205H251V206L255 205V206H253V207L250 209V210H252L253 212H256V211L259 210V209L264 210V207H263L264 205H263V203H261V202H264V200H261V199H264V197H263L264 194H263V192H262V191H264V187H262V186H264V185H263V184H264V178H263L262 175H261V174H262L261 172L264 173V171H263L264 167H262V166H263L262 164H264V163H262V161L264 160V155L262 154V155H263V158H261L262 156H261ZM139 153H138V155H140ZM192 153H193V152H192ZM242 153H243V154H242ZM240 154H242V157L244 156L245 158H242L241 156H239ZM141 155H140V157H142ZM200 155L203 156V154H201V153H200ZM200 155H198V158L200 157L199 160H197L198 158L196 159V156H195V159H193L192 157H190V158H189V157H186V158H187V159L189 158V159L195 161L197 164H200L199 161H202V160H203V157H201ZM259 155H260V157H259ZM240 157H241L243 160H242V159L239 160L238 158H240ZM201 158H202V159H201ZM259 158H260V159H259ZM200 159H201V160H200ZM229 159H227V160H229ZM257 159H256V160H257ZM262 159H263V160H262ZM241 160H242V161H241ZM244 160H245V161H244ZM261 160H262V161H261ZM203 161H204V160H203ZM263 162H264V161H263ZM231 163H232V164L234 163V164L232 165ZM228 164H231L233 168L231 167V165H230L229 167L226 166V165H228ZM235 164H237V165H235ZM234 165H235V166H234ZM261 165H262V166H261ZM222 166H225V167H222ZM252 166H253V167H252ZM230 167H231L232 169H231ZM235 167H236V168H235ZM238 167L240 168V173H238V172H239V170H237ZM242 167H243V166H242ZM258 167H259V168H258ZM260 167H261V168H260ZM219 168H220V169H219ZM223 168H224V169H225V168H226V169L229 168L231 171H230L229 169H227V170L224 171ZM239 168H238V169H239ZM254 168H255V169H254ZM196 169H197V168H196ZM196 169H194V168L190 169V173H194V171H191V170H196ZM222 169H223L224 172L221 171ZM234 169L237 170L238 172L235 171ZM244 169H246L247 172L245 173V171H244L243 174H241V170L243 171ZM253 169H254V170H253ZM259 169H261V170H259ZM197 170H198V169H197ZM197 170H196V171H197ZM252 170H253V171H252ZM226 171H227V172H226ZM229 171H230V173H229ZM234 171H235L234 175H235L236 178L234 177V175H232ZM197 172H198V171H197ZM197 172H195V175H194V174H191L193 177H192L190 174L187 175V176H188V179H189V177H191L190 179H195V178L198 176V173H197ZM221 172H222V173H221ZM236 172H237V173H236ZM196 173H197V176H196ZM223 173H225V174H223ZM228 173H229V174H228ZM258 173H259L260 175H259ZM202 174H203V172H202ZM240 174H241V175H240ZM244 174H245L246 176H244ZM236 175H237V176H236ZM239 175H240V176H239ZM242 175H243V176H242ZM248 175H249L251 178H250ZM219 176H220V177H219ZM224 176H223V177H224ZM229 176H230V177H229ZM238 176H239V177H238ZM241 176H242V177H241ZM256 176H257V177H256ZM263 176H264V174H263ZM243 177H244V180H245V177H247L245 181L249 182L250 184L247 183V182H245V181L243 180ZM228 178H230L231 180H230V179H229L230 181L227 180ZM233 178H234V180H233ZM177 179L179 180L180 178H177ZM238 179H239V180H238ZM249 179H250V181H248ZM256 179L258 180V181H257L258 185H257V183H256ZM262 179H263V180H262ZM171 180H173V179H171ZM180 180H181V179H180ZM180 180H179V181H180ZM220 180H217V183L220 182V184H221V181H220ZM241 180H242L243 184H242ZM251 180H252L253 182H252ZM261 180H262V181H261ZM154 181H155V180H154ZM157 181H158V180H157ZM162 181H165V179H162V180L158 181V183L155 182V184L159 185V183L162 182ZM179 181L177 182V180H176V181H175L176 184H178ZM181 181H182V180H181ZM181 181H180V183H182ZM236 181H237V183H236ZM239 181H240L241 185H240V183L238 184ZM254 181H255V182H254ZM244 182H245V183H244ZM260 182L262 183V185L260 184ZM180 183H179V184H180ZM235 183H236V184H235ZM246 183L249 184V188H247L248 190H245L246 188H242L244 185H245L246 187H248V186L246 185ZM252 183L255 184V185H257L256 188H254V185H253ZM179 184H178V185H179ZM220 184H219V185H220ZM42 185H43V183H41V186H42ZM178 185H177V188H179V187L181 186V184H180L179 186H178ZM221 185H222V184H221ZM237 185H239V187H238ZM260 185H261V186H260ZM171 186H172V185H171ZM234 186H236V187H234ZM245 186H244V187H245ZM259 186H260V187H259ZM240 187H241V188H240ZM252 187L254 188L253 190L250 189V188H252ZM239 188H240V189H239ZM257 188H258V189H257ZM261 188H263V190H261ZM157 189H159V188H157ZM179 189H181V187H180ZM179 189H178V190H179ZM238 189H239V190H238ZM241 189H242V193H243V194H244V193L246 194V195H243V194H242L244 197H243V196L241 195V193H240V190H241ZM249 189H250V190H249ZM259 189H260V191H261V195H260V196L257 195V194H258L257 192H259ZM237 190H238V191H237ZM254 190H255V191L258 190V191H257V192H254ZM244 191H245V192H244ZM250 191H252V192H250ZM159 192L162 193V191H160V190H159ZM246 192H248L249 195L251 196V198H250L249 200H248L247 198H249L250 196L247 195L248 193H246ZM238 193L240 194V195H239L240 197L238 196ZM254 193H256V194H254ZM253 194H254V195H253ZM259 194H260V192H259ZM252 195H253V196H252ZM257 196H258L259 198H258ZM23 197H24V198H23ZM23 197H21V199H20L21 201L19 200V201L21 202V203L19 202V205H21V206H18V207L20 208V210H19V208L17 207L18 212H19L18 214L21 215L22 217H24V215H25L26 218H27V216H28V219H29V218L32 219V218L36 217L35 215L38 214V211H43V210H46V209L49 210V205L47 204L46 201H43V197H40V196L38 195V200H37V201H36V199H35V201H34L33 199H30L28 196H27V197H26V196H23ZM228 197H230V198L227 199ZM246 197H247V198H246ZM252 197H254V200H255V201H254V202H250L251 204H250V203H247V202L251 201V199H252V201H253V198H252ZM255 197H256V199H255ZM260 197H261V198H260ZM27 198H28V199H27ZM242 198H243V199H242ZM244 198H245L246 200H248V201H246ZM23 199H24V200H23ZM237 199H239V200H237ZM257 199H258V202L256 201ZM259 199H260V200H259ZM25 200H26V201H25ZM28 200H29V201H28ZM31 200H32V201H31ZM232 200H233V202H232ZM23 201H24V202H23ZM27 201H28V202H27ZM40 201H41V202H40ZM223 201H226L227 203H226V202H223ZM243 201H245V203H247L248 206H247V204H246V205H243V204H242ZM2 202H3L4 204H3ZM35 202H36V203H35ZM178 202H179V200H178ZM23 203H24L25 206L23 205ZM29 203H30V204H29ZM111 203H113V204H112V206L110 207V211H109V208H108V209H105L106 213L109 212V216H112V215H110V214H112V213H116V212H118V211L120 210V204H119V202H118L117 200L114 199V202H111ZM147 203H148V204H147ZM205 203H206V202H205ZM220 203H221V204H220ZM224 203H225V204H224ZM240 203H241V204H240ZM245 203H244V204H245ZM257 203H260V204L257 205L259 208L256 206ZM1 204H3V205H1ZM138 204H139V209L143 208L142 210H145V211H146V209H147L148 212L146 211L147 213L145 212L144 214L147 215L149 218H152V217H154V219H155V218H160L161 215H162L161 218H162V217L165 218V217H167V215L169 216V214H168L169 212H168V211H165L163 208H159L157 205L155 206L156 208L154 209V208H153V207H154V204L151 203V202H147L146 200H145V203H144V201H143V203H142V202H139ZM141 204H142V205L145 204V205L142 206ZM223 204H224V205H223ZM229 204H232V205L230 206ZM249 204H250V205H249ZM11 205H12V204H11ZM27 205H28V206H27ZM30 205H31V206H30ZM41 205H43V207H42ZM45 205H46V206H45ZM151 205H152V207H151ZM225 205H226V207H229L228 210L230 209V207H231V208L233 207L232 210L241 209L242 206H244V207L242 208L243 210L241 209V210H236L237 212H236V211L233 212V213H235V214L233 215L231 209H230L229 211L226 210L227 208H225ZM237 205H238V206H237ZM239 205H241V206L239 207ZM260 205H261V207H260ZM2 206H3V207H2ZM22 206H24V207L22 208ZM34 206H35V208H34ZM36 206H37V207H36ZM146 206H147V207H146ZM245 206H246L247 209L245 208ZM7 207H8V208H7ZM26 207L28 208V210L26 209ZM29 207H30V209H29ZM45 207H46V208H45ZM150 207H151V208H150ZM157 207H158V209H157ZM202 207H203V206H202ZM218 207H217V208H218ZM237 207H238V208H237ZM254 207H255V208H254ZM1 208H2V209H1ZM144 208H146V209H144ZM205 208H204V209H205ZM208 208H210V209L212 208L211 210H213V209L216 210V211L213 210V211L210 213L211 216H214L215 218H218V220H217V219H215V218L213 217L214 220H215L216 222L212 220V219H213L212 217H208V215H209V211H210ZM235 208H236V209H235ZM244 208H245L247 211H246ZM4 209H5V210H4ZM6 209H8V210H6ZM10 209H11V206H8L6 201H0V210L2 211V212H0V215H1L0 218H2V219H0V224H2V222L5 221L6 219L8 220V217H9L8 214H9V212H11ZM22 209H23V210H22ZM33 209H34V210H33ZM148 209L150 210V212H149ZM156 209H157V210H156ZM162 209H163V210H162ZM204 209H202V210H204ZM207 209H208V211H207ZM154 210H155L156 213H157V212H158V213L156 214L155 212H153ZM220 210H221V212H220ZM254 210H255V211H254ZM3 211H6L5 213L8 212V214L6 215ZM28 211L30 212V215H29V212H28ZM35 211H36V212H35ZM160 211H161V212H160ZM162 211H163V212H162ZM218 211H219V212H218ZM230 211H231V212H230ZM252 211H251V213H253ZM22 212H23V213H22ZM33 212H35V214H33ZM167 212H168V213H167ZM206 212H208V213H206ZM213 212H214L215 214H214ZM239 212H240V213H239ZM241 212H242L243 214L245 213V215L242 216V215H241ZM26 213H27L28 215H27ZM150 213H151V214H150ZM154 213H155V214H154ZM217 213H218V214H217ZM237 213H238V214H237ZM23 214H24V215H23ZM32 214L34 215V217H33ZM148 214H149V215H148ZM159 214H160V215H159ZM172 214H173V213H172ZM220 214H221V215H220ZM236 214H237V215H236ZM247 214H248V213H247ZM60 215H61V214H58V216H60ZM142 215H143V214H142ZM156 215H157L158 217H155ZM164 215H165V216H164ZM173 215H174V214H173ZM240 215H241V216H240ZM3 216H6V217L3 218ZM206 216H207V217H206ZM31 217H32V218H31ZM236 217H237V219H235ZM242 217H243V218H242ZM5 218H6V219H5ZM206 218H207V219H206ZM232 218H234V219H232ZM240 218H241V219H240ZM204 219H205V220H204ZM229 219H230V220H229ZM244 219H245L247 222H246ZM228 220H229V221H228ZM232 220H233V221H232ZM240 220H241V221H240ZM243 220H244V221H243ZM210 221H211V222H210ZM236 221H237V222H236ZM239 221H240V222H239ZM250 221H251V222H250ZM261 221H263V222H261ZM209 222H210V223H209ZM214 222H215V223H214ZM227 222H228V223H227ZM231 222H234V223H231ZM243 222H244V223H243ZM260 222H261L263 225H262ZM213 223H214V224H213ZM216 223L219 224L220 227H222V226L224 227L225 225H228V224H229V225H230V226L228 225L229 227H228V226L225 227V228L228 229V231L222 227L223 229H220L221 232H223L224 230H225V231L223 232L224 234H223V233L220 234V230H217V229H219L220 227H219ZM230 223H231V224H230ZM240 223H241V224H240ZM250 223H251V224H250ZM78 224H79V225H80V224H81V225H85L83 222H79ZM215 224H216L219 228H218L217 226H214L215 228H212V227H211L212 225H215ZM233 224H234V225H233ZM235 224H236V225H237V224H240V225H239V226H238V225L235 226ZM247 224H248V225H247ZM260 224H261V226H260ZM241 225H242L243 227H242ZM245 225H246V226H245ZM253 225H254V226L256 225V226H258V227H256V226L254 227ZM231 226H233V227H231ZM240 226H241V227H240ZM230 227H231V228H234V229H231ZM235 227H236V228H235ZM238 227L243 228V229H240V228H238ZM247 227H248V228H247ZM250 227H251V228H250ZM259 227H260L261 230H263V231H261V230L259 229ZM210 228L215 229V234H216V235L213 234L214 236H212V234H211V232H210V231H211ZM246 228H247V229H246ZM255 228H257V229L255 230ZM262 228H263V229H262ZM204 229H205L206 231H208V229H210V231L206 234V231H205ZM235 229H236V230L239 229V230L237 231V234H235V233L233 232V231H235ZM248 229H249V231H248ZM250 229H252V230H250ZM232 230H233V231H232ZM242 230H244V231H242ZM254 230H255V231H254ZM258 230H259V231H258ZM203 231H204V232H203ZM213 231H214V230H213ZM213 231H212V233H213ZM218 231H219V233H218ZM230 231H232V232H230ZM246 231H247V232H246ZM260 231H261V232H260ZM235 232H236V231H235ZM202 233H203V234H202ZM204 233H205L206 235H209V237L206 236V235H204ZM229 233H230L231 235H230ZM245 233H246L247 235H246ZM253 233H255V234H253ZM258 233H259V235H258ZM218 234H219V236H218ZM252 234L255 235V236H253ZM201 235H203V236H205V237H203V236H201ZM226 235H228V236H226ZM229 235H230V236H229ZM249 235H250V236H249ZM251 235L253 236V238H252ZM256 235H257L258 237H257ZM261 235H262V236H261ZM174 236H175V237H174ZM179 236H180V238H179ZM187 236H188V237H187ZM199 236H200V237H203V238L201 239V241H199V242H201V243H199V245H198L199 247L196 248V247H195L196 244H194V246H193V241L195 242L196 238H197V240H200V239H198ZM217 236H218V237H217ZM223 236H224V237H223ZM260 236H261V237H260ZM176 237L179 238V240H176V239H177ZM184 237H185V238H184ZM211 237H212V239H214L215 241H214V240L210 241L211 239H208V238H211ZM220 237H221V238L223 237V238L221 239ZM229 237H231V238H229ZM234 237H235L236 239H235ZM182 238H184V240H182ZM193 238H194V240H193ZM215 238H216V239H215ZM237 238H238V239H237ZM246 238H247V239H246ZM256 238H257V240H256ZM258 238H259L262 242H261V241H258V240H259ZM261 238H262V239H261ZM207 239H208V240H207ZM217 239H219V240H217ZM220 239H221V240H220ZM224 239H225V240H224ZM229 239H232V240L235 241V242H233V241H229V242H231V243L227 242ZM234 239H235V240H234ZM240 239H241V240H240ZM146 240H147V239H144V241H143V239H142L141 242H138V240H134V241H136V243L139 244V243H145ZM197 240H196V242H198ZM237 240H238L239 242H238ZM142 241H143V242H142ZM203 241H204V242H203ZM206 241H207V242H206ZM216 241H217L218 243H217ZM223 241H225V242L223 243ZM240 241L242 242V244H241ZM256 241H258V242H256ZM209 242H210V243H209ZM213 242H214V243H213ZM219 242H220V243H219ZM226 242H227L228 244H227ZM249 242H250V243H249ZM134 243H135V242H134ZM177 243L180 244L181 247H180ZM236 243H237V244H236ZM238 243H239V244H238ZM247 243H248V244H247ZM261 243H262V244H261ZM158 244H159V246L162 245V244H161V240L159 241ZM204 244H205V245L207 244L208 246H207V245L204 246ZM216 244H218V245H216ZM222 244H223V245H222ZM225 244H226V245H225ZM230 244H231V245H230ZM232 244H233L234 246H232ZM246 244H247V245H246ZM254 244H256V246H255ZM176 245H177L178 247H177ZM201 245H202V246H201ZM209 245H211V246L209 247ZM213 245H214L215 247H214ZM235 245H236V246H235ZM251 245H252V246H251ZM257 245H258V246H257ZM174 246H175V247H174ZM196 246H197V245H196ZM203 246H204V247H203ZM217 246H218V247H221V248H217ZM222 246L225 247V250H224V248H222ZM227 246H228L229 248H232V249H231L232 251H231L230 249L227 250ZM237 246H238V248H237ZM240 246H241V247H240ZM246 246H247V247H246ZM173 247H174V248H173ZM179 247H180L181 249H180ZM202 247H203V248H202ZM213 247H214V248H213ZM252 247H253V248H252ZM168 248H169V249H168ZM190 248H193V250L196 249V251H195V250H194V251L197 252V253H199V255H200L199 257L201 258V260H200V259L198 260L199 263H198V262L195 263L194 260L191 258V256L193 257V255H194V251H193V250H190ZM204 248H205V249H204ZM208 248H209V249H208ZM210 248H211V249H210ZM233 248H235V249L233 250ZM254 248H255V249H254ZM261 248H262V249H261ZM171 249H173L174 252H172ZM198 249H199V250L202 249V250H201L202 253H200V251H198ZM217 249H219V250H217ZM188 250H189V251H188ZM208 250H209V251H208ZM210 250H211V251L213 250L214 253H213V251H212V253H211ZM215 250H216L217 252H215ZM223 250H224V252H223ZM169 251H170V252H169ZM207 251H208V253H207ZM235 251H236V252H235ZM166 252H167V253H166ZM180 252H181V253H180ZM187 252H188V253H191V252H192L193 254L191 253V255H190V257H189V254H187ZM221 252H222V253H221ZM227 252L230 253V254H229L230 256L227 255V254H228ZM231 252L233 253V255L231 254ZM234 252H235L236 254H235ZM203 253H204L205 255H204ZM209 253H210V255H209ZM215 253H217V256H216ZM220 253H221V255H222V254H223V255L221 256ZM225 253H227V254H225ZM165 254H167V255H165ZM202 254H203L204 256H206V258H207V259L205 258L206 260L209 259L208 262L213 261V259H215V260H214L213 262H210V263H208L206 260L202 262V260L204 259V257H202V256H203ZM206 254H208V255H206ZM213 254H214V256H213V259H212V256H211V255H213ZM224 254H225V255H224ZM234 255H235V256H234ZM210 256H211V257H210ZM215 256H216V257H215ZM218 256H219V257H218ZM226 256H227V257H226ZM228 256H229V257H228ZM231 256H232V257H231ZM209 257H210L212 260H211ZM217 257H218V258H217ZM220 257H221L222 259H224L222 262H219V261L222 260ZM224 257H226V258H224ZM233 257H234V259H233ZM147 259H148V260H147ZM227 259H228V261H227ZM229 259H230V260H229ZM137 260H138V259L136 258V261L134 262L135 264H138V263H139ZM146 260H147V261H146ZM225 260H226L227 262H226ZM234 260H235V261H234ZM141 261H142V262H141ZM192 261H193V262H192ZM200 261H201L202 263H200ZM229 261H230V262H229ZM218 262H219V263H218ZM232 262H233V263H232ZM129 264H133V263H129Z\"/></svg>","mask_w":264,"mask_h":264}]
</instances>
